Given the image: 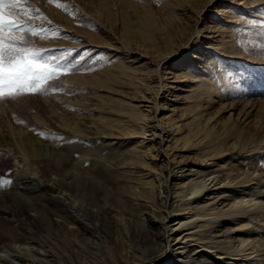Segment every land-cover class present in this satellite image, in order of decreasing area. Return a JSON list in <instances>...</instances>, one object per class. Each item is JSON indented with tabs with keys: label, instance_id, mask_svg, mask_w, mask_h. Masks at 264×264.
I'll return each instance as SVG.
<instances>
[{
	"label": "rangeland",
	"instance_id": "rangeland-1",
	"mask_svg": "<svg viewBox=\"0 0 264 264\" xmlns=\"http://www.w3.org/2000/svg\"><path fill=\"white\" fill-rule=\"evenodd\" d=\"M210 2L211 0H22L23 12L6 9L13 11V18L26 25L25 30L14 35L29 49L40 53L43 59L37 62L45 63L49 71H57L55 78L41 82L40 91L25 89L14 99H0V153L3 151L9 154L0 161V191L13 188L16 174L36 172L46 184V189H66L73 193L78 203L81 202V206H92L95 211H104L107 197L102 192L104 189L101 190L104 188L103 184H97L103 182L101 175L108 173L123 176L128 174L126 171L131 170H114L110 166L111 156L117 157L119 152L128 151L126 146L117 142L120 138L119 129L104 127L105 121L99 116L103 112L102 116L106 121L116 117L120 105L115 100L119 98L120 103L130 104L133 92L139 90V84L143 81L152 87L150 93L153 94L156 91L153 86L158 84L159 75V68L156 66L169 55L173 56L170 63L161 64L160 68L162 74L167 72L165 76L171 74L168 71L180 72L196 64L200 65L199 71L208 73V69L213 66L217 87L221 91L220 99L214 104L215 108L222 109L215 120H211L210 125L220 120L217 126L225 138V145H235L236 149L242 150L249 146L248 141H251L250 136L254 131L257 135H264V0H250L252 5H249V10L253 13L240 8L238 0H214L211 5ZM210 24L213 25L212 28L207 29ZM178 26H182V31L179 29L177 35L182 32L183 35L192 37L194 26V29L200 30L199 36L203 37L200 38L203 44L192 47L191 55L180 53L177 56L180 47L168 50L169 43L174 39L173 32ZM212 31L217 36L215 40L219 38L218 34H233L230 48L226 46L227 49H216L214 45L210 47L211 50L203 48L208 45ZM197 33L198 31L195 35ZM223 81L226 82V90L220 86ZM167 83L169 82H164ZM172 93L171 89L165 92L166 100L170 101ZM164 101L165 99L159 103L158 100L163 114L156 115V118L163 117L167 112L165 108L172 103L168 102L166 105ZM184 105L187 104L177 106L181 108ZM96 106H103L102 111ZM154 115L151 114L152 117ZM151 125L154 124L147 126V136L151 139L152 147L146 156L148 166L145 169L153 175L152 183L155 181L151 189L153 200L158 207L165 208L170 199L167 190L170 188L169 184L172 183L173 189H179V186H173L174 180L167 182L170 166H184V172H188L186 168L191 166L198 170L197 175H204L205 171L213 168L208 164L206 166V163L212 165L215 161L189 164L195 160L192 153L182 147L176 148L170 140L161 142L154 136L156 129ZM126 140L128 143L129 139ZM21 151L25 153L26 159ZM260 151L256 153V158L249 153H242L244 155L231 157L227 162L235 172L242 169L237 168L240 160L245 165L243 167L249 163L253 172L264 174V150ZM183 158L189 160L185 163ZM58 159L60 164L56 162ZM220 160L221 158L216 159V162ZM94 183L101 190L96 201L83 190L87 185L94 187ZM115 184L117 183L106 187L111 188ZM263 190L264 185L253 189L255 194L251 196L250 213H242L259 225L260 230L264 227ZM2 198L0 195V203L4 202ZM151 214L154 218L155 215ZM24 220L29 222L28 218L24 217ZM176 220L178 219L174 217L169 224ZM119 221L117 217L114 219L118 229L123 230ZM15 245L17 255L13 256L14 254L5 250L0 255L17 264H34V259L37 264H49L52 259L55 260L36 239L17 242ZM248 251L251 252L250 249L247 253Z\"/></svg>",
	"mask_w": 264,
	"mask_h": 264
},
{
	"label": "bare ground",
	"instance_id": "bare-ground-1",
	"mask_svg": "<svg viewBox=\"0 0 264 264\" xmlns=\"http://www.w3.org/2000/svg\"><path fill=\"white\" fill-rule=\"evenodd\" d=\"M251 3L250 0H238L240 8L253 13L249 10ZM212 26L210 24L207 29ZM194 27L192 37L198 31L194 38L183 35L182 32V35H177L179 29L182 31V26L176 27L168 50L180 47L177 56L180 53L191 55L192 47L203 44V37L199 36L200 30ZM213 33L214 31L209 34L210 41L203 48L211 50L213 45L216 49H227L226 46L230 48L233 34L224 36L221 33L215 40L217 36ZM172 58L169 55L162 60L163 63L160 61L156 66L159 68V75L158 84L153 86L155 94L150 93L152 87L143 81L139 84V90L133 92L130 104L120 103L119 98L115 100L120 105L116 117L106 121L102 116L103 112L99 116L105 121L104 127L119 129L120 138L117 142L126 146L128 151L119 152L117 157L111 156L110 166L114 170H131L126 171L127 175L120 173L123 176L100 174L103 182L97 184L104 186L101 190L104 189L102 192L107 197L105 210L95 211L92 206H81V202L78 203L73 193L66 189H46V184L36 172L16 174L13 188L0 191L3 197L1 200L4 201L0 203V253L5 250L15 256V243L36 239L54 257L55 260L52 259L49 264H264V227L260 230L259 225L242 215L251 208V196L256 192H252L253 189L264 185V174L253 172L249 163L243 167L244 163L240 160L237 168L242 169L235 172L227 162L231 157L244 155L242 153H249L256 158V153L264 150V135H257L254 131L250 136L251 141H248L249 146L242 150L236 149L235 145H225V138L217 126L220 120L216 119L217 122L210 125L211 120H215L222 109L215 108L214 104L220 99L221 91L217 87L213 66L208 69V73L199 71L200 65L196 64L180 72L167 70L171 74L165 76L167 72L162 74L161 64L168 65ZM166 81L169 83L164 84ZM169 84L171 85L168 86ZM220 86L224 90L227 88L225 81ZM168 89L173 90L170 101L166 100L165 95ZM231 95L232 93L229 97ZM164 99L166 105L172 102L168 105L170 108H165L167 112L163 117L156 118V115L163 114L159 103ZM180 104L187 105L180 108L177 106ZM96 107L102 111L103 106ZM152 113L155 114L153 117ZM151 123L156 129L154 136L161 142L170 140L176 148L182 147L192 153L195 160L189 164L215 161L212 165L206 163V166L208 164L213 168L202 171L204 175H197L198 170L191 166L186 168L188 172H184V166H170L167 182L174 180L173 186H179V189H173L172 183L169 184L170 188L167 190L170 199L165 208L158 207L153 200L151 189L155 181L152 183L153 175L145 169L148 166L146 156L152 147L151 139L147 136V126ZM126 139H129L128 143ZM2 152L0 161L8 154ZM21 155L26 159L23 151ZM219 158L221 160L216 162ZM188 160L189 158H185L182 161L186 163ZM58 161L60 160L56 162ZM167 162L170 163V157ZM197 179L200 180L199 183ZM115 182L117 184L114 187H106ZM97 186L94 183V187H83L84 192L93 196L95 201L101 193ZM151 212L155 215L154 218ZM229 215L231 216L228 218ZM24 217L29 219L28 223ZM116 217L123 230H119L115 224ZM174 217L178 220L169 224ZM249 249L251 252L247 253ZM0 262L17 264L2 255ZM33 262L37 264L35 259Z\"/></svg>",
	"mask_w": 264,
	"mask_h": 264
},
{
	"label": "snow or ice",
	"instance_id": "snow-or-ice-1",
	"mask_svg": "<svg viewBox=\"0 0 264 264\" xmlns=\"http://www.w3.org/2000/svg\"><path fill=\"white\" fill-rule=\"evenodd\" d=\"M6 9L23 12L22 0H0V99H14L25 89L40 91L41 82L55 78L57 70L49 71L45 63L37 62L43 59L40 53L29 49L14 35L25 30L26 25Z\"/></svg>",
	"mask_w": 264,
	"mask_h": 264
}]
</instances>
